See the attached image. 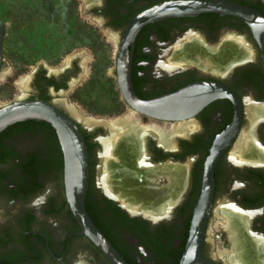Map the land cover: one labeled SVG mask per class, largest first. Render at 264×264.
I'll list each match as a JSON object with an SVG mask.
<instances>
[{
    "label": "flooded vegetation",
    "instance_id": "obj_1",
    "mask_svg": "<svg viewBox=\"0 0 264 264\" xmlns=\"http://www.w3.org/2000/svg\"><path fill=\"white\" fill-rule=\"evenodd\" d=\"M80 1V11L96 20L100 41L112 47L113 66L108 62L99 67H111L114 100L126 105L123 111L105 116V121L129 112L130 98L119 86V78L127 75L119 66L124 53L140 99L152 100L193 86L194 99L207 102L185 121L150 119L137 112L145 124L180 127L191 122L186 134L174 135L170 146L153 133L146 135L143 166L134 171L140 192L147 197L162 195L158 206L130 204L131 190L124 181L127 168H120L122 152L115 148V159L101 164L108 128L103 121L93 127L77 121L63 101V91L68 92L72 84L83 85L94 75L93 71L87 76L89 54L74 52L57 70L44 63L30 65L15 83L10 82L8 77L15 71L6 60L8 22L1 12L5 36L0 107L22 94L54 104L77 122L89 153L87 211L126 264L182 263L201 204L207 162L216 147L220 152L214 191L210 204H205L208 215L195 264H234L228 252L233 241L217 213L226 206L241 222L244 264H264V0ZM181 4L211 8L194 14L151 13ZM47 5L43 4L44 11L54 10ZM25 77L27 87L21 91L19 82ZM249 105L257 111L255 121ZM246 135L250 150L236 161L231 151ZM183 175L185 187L177 183ZM164 193L175 194L170 198ZM0 264H117L83 232L72 212L63 148L56 129L45 120L18 121L0 132Z\"/></svg>",
    "mask_w": 264,
    "mask_h": 264
},
{
    "label": "water",
    "instance_id": "obj_2",
    "mask_svg": "<svg viewBox=\"0 0 264 264\" xmlns=\"http://www.w3.org/2000/svg\"><path fill=\"white\" fill-rule=\"evenodd\" d=\"M206 5H172L164 11L158 7L152 14H194L199 11L209 10ZM5 27L0 17V64L3 59V42ZM75 53L71 55L73 57ZM119 66L126 72L124 78H119V86L123 94L130 98L127 102L132 109L142 116L156 120L175 121L188 119L196 115L197 111L207 104L205 100H195L192 87L166 94L152 100L140 99L132 87L129 75L130 59L126 53L121 57ZM70 58L65 60L69 62ZM120 67V69L122 68ZM122 70V69H121ZM67 91H63L64 102L70 108L65 98ZM75 107V105H73ZM76 108V107H75ZM37 119L50 122L56 129L65 155V175L67 185V201L79 221L83 232L93 240L112 260L117 264H126L114 245L107 239L105 234L97 227L90 217L86 207V197L89 187V153L88 145L77 122L61 111L54 104L42 99L29 100L19 96L16 100L3 103L0 107V132L8 126L22 120ZM77 121H80L76 119ZM219 150L215 147L208 159L205 174V186L201 198L199 210L196 211L191 236L185 256L181 264H195L198 261L199 248L203 239V224L208 215V208L214 191V166ZM198 251V253H197Z\"/></svg>",
    "mask_w": 264,
    "mask_h": 264
},
{
    "label": "rangeland",
    "instance_id": "obj_3",
    "mask_svg": "<svg viewBox=\"0 0 264 264\" xmlns=\"http://www.w3.org/2000/svg\"><path fill=\"white\" fill-rule=\"evenodd\" d=\"M45 2L47 8L53 6L54 10L44 11ZM81 3L80 0H0V12L8 22L6 60L10 70L15 71L8 81L15 83L18 74L29 71L30 65L44 63L57 70L74 52L86 51L90 60L87 76L95 73L83 85L72 84L65 98L87 117L104 119L123 111L126 105L114 100L117 91L111 67H99L108 62L113 66L112 47L100 41L96 20L80 11ZM93 59L96 61L91 62Z\"/></svg>",
    "mask_w": 264,
    "mask_h": 264
},
{
    "label": "bare ground",
    "instance_id": "obj_4",
    "mask_svg": "<svg viewBox=\"0 0 264 264\" xmlns=\"http://www.w3.org/2000/svg\"><path fill=\"white\" fill-rule=\"evenodd\" d=\"M27 83H28L27 78L22 79L19 82V87L21 91H24V89L27 87ZM70 106H71L70 108H71V112L73 113V115L77 117V119L82 120L86 126L93 127L95 126V124L102 123L103 121V123L108 128L109 135L106 138V140L103 141L104 153H102L101 164H103L104 166L107 165V160L109 158H113L112 150H114L115 148L117 150H120V152H122V154L124 155V158H123L124 163L120 166V168H123L122 166H124V168H127V172L125 173L124 171V181L127 183V186L131 190V195L129 197L130 204L134 203L135 206H138V207L140 206L157 207L158 203H160L159 200L162 198V195H158L155 197H152V196L147 197L145 196L144 193L140 192V190L137 188V185H138L137 174L134 171V170H137L138 166L143 164L142 160H143V155L146 149V135L148 133H151V134L153 133L160 140V143H163L166 146H170L173 142V138L176 133H183V134L187 133L188 131L187 129L191 127V122L190 123L189 121L183 122L180 124V127H178V124L176 125L175 123L172 125H167V124L161 125L155 122L145 124L137 116L138 113L132 109H129V107L127 110L129 112H126L124 115H121L119 117H114L110 121H107V120L105 121L104 119L101 120L99 118L95 119L92 117H87L83 113L79 112L73 105H70ZM248 107H249L248 111H249L250 117H252V120L254 119L255 121L257 117V113H256L257 111L254 108V106L249 105ZM185 120L186 119H184V121ZM248 136L246 135L244 136V138L242 137L238 140L237 144H235L236 145L235 148L231 151V154H230L231 158L237 161L242 155L243 151L250 150V145H249L250 138L248 139ZM121 139H122V142H120ZM105 158L107 159L103 160ZM113 159H115V157ZM184 175H187L186 168L184 170ZM184 175L182 178H179L177 180V183L183 187H185V184H186V177ZM102 179L104 181L105 177L103 176ZM105 186L106 188L107 186L109 187L107 182ZM124 186H125V183H124ZM116 190L118 191V189ZM174 194L175 193H173L172 195L168 193H164L163 196L171 198ZM115 197L117 198V196ZM120 199H122L121 196H120ZM232 210L233 209L226 206L225 208H221L220 210H218L217 213L220 214L224 218V227L228 231L229 237L233 241V246L231 249L232 251H228L230 252V260L234 264H244L246 259L243 255L244 253L242 254V243H241L240 234H239L241 222L238 219L237 215L233 214L235 212L234 210L233 211ZM152 214L157 215L158 213L153 212ZM246 257H247V254H246Z\"/></svg>",
    "mask_w": 264,
    "mask_h": 264
}]
</instances>
